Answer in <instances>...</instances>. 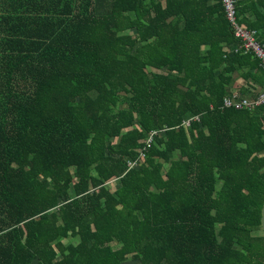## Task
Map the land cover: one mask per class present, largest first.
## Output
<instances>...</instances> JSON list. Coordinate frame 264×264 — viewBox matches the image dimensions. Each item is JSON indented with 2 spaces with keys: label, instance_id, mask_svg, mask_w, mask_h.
I'll return each instance as SVG.
<instances>
[{
  "label": "trees",
  "instance_id": "1",
  "mask_svg": "<svg viewBox=\"0 0 264 264\" xmlns=\"http://www.w3.org/2000/svg\"><path fill=\"white\" fill-rule=\"evenodd\" d=\"M0 12V264H264V103L222 104L264 68L221 0Z\"/></svg>",
  "mask_w": 264,
  "mask_h": 264
},
{
  "label": "built area",
  "instance_id": "2",
  "mask_svg": "<svg viewBox=\"0 0 264 264\" xmlns=\"http://www.w3.org/2000/svg\"><path fill=\"white\" fill-rule=\"evenodd\" d=\"M226 19L228 20L234 35L239 39V45L235 50H243L252 52L254 56L260 61L264 68V45L257 37L255 29H249L244 24L240 23L237 18L236 0H221ZM264 103V88L255 92L252 96H241L238 92H233L232 95L226 96L223 99L224 107H234L236 109H254L256 106ZM198 117L195 116L194 119ZM190 120L185 121L186 125ZM156 133V132H153ZM150 141V138L147 142ZM144 153L141 152L138 159L128 161L130 167L135 166L140 157Z\"/></svg>",
  "mask_w": 264,
  "mask_h": 264
},
{
  "label": "crops",
  "instance_id": "3",
  "mask_svg": "<svg viewBox=\"0 0 264 264\" xmlns=\"http://www.w3.org/2000/svg\"><path fill=\"white\" fill-rule=\"evenodd\" d=\"M236 2H237V6L240 7L242 10H244L241 16L244 15L250 23L256 25L259 24L263 25V28L256 30L258 39L260 38V40L261 39L263 40L264 39V0H236ZM2 16L3 14L0 12V21L2 19ZM8 36L9 35L6 28L3 30L2 24L0 22V65L3 63L5 54L7 52L6 42ZM261 42L263 43V41ZM243 70L244 71L247 70L251 73L255 71V69L248 67H245ZM245 81H246L245 79H242L241 77L238 76L233 84V89L236 92L239 91L241 87L245 89V87L248 85V83H246ZM261 89L262 87L256 86V88H254L252 91H247L246 93H244V95L252 96V94H254V91L256 90L259 91Z\"/></svg>",
  "mask_w": 264,
  "mask_h": 264
},
{
  "label": "water",
  "instance_id": "4",
  "mask_svg": "<svg viewBox=\"0 0 264 264\" xmlns=\"http://www.w3.org/2000/svg\"><path fill=\"white\" fill-rule=\"evenodd\" d=\"M260 221H261V234L264 237V202H263V205H262V208H261Z\"/></svg>",
  "mask_w": 264,
  "mask_h": 264
}]
</instances>
